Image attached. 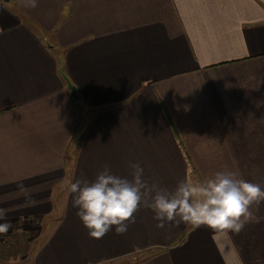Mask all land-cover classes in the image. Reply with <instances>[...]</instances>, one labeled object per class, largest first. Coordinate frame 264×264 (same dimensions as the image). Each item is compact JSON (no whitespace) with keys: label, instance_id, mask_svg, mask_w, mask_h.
I'll use <instances>...</instances> for the list:
<instances>
[{"label":"crops","instance_id":"0c3cea01","mask_svg":"<svg viewBox=\"0 0 264 264\" xmlns=\"http://www.w3.org/2000/svg\"><path fill=\"white\" fill-rule=\"evenodd\" d=\"M130 163L168 190L219 171L264 188V0H0V209L30 264H264V221L214 239L141 204L91 238L71 183Z\"/></svg>","mask_w":264,"mask_h":264},{"label":"clouds","instance_id":"9594fccd","mask_svg":"<svg viewBox=\"0 0 264 264\" xmlns=\"http://www.w3.org/2000/svg\"><path fill=\"white\" fill-rule=\"evenodd\" d=\"M36 7L37 0H28ZM131 179L111 173L105 166L96 178L76 180L68 192L76 215L88 229L89 236L101 239L115 226L117 234H124L141 204L154 213L157 227L166 224H191L212 230L213 238L239 234L249 223H260L264 217L256 213L264 202V188L260 184L239 177L236 171H219L199 182L185 178L173 190L144 179L139 163H130ZM18 192L26 206H35L33 193L22 183ZM0 234L12 227L7 211L0 209Z\"/></svg>","mask_w":264,"mask_h":264},{"label":"rangeland","instance_id":"374dc122","mask_svg":"<svg viewBox=\"0 0 264 264\" xmlns=\"http://www.w3.org/2000/svg\"><path fill=\"white\" fill-rule=\"evenodd\" d=\"M30 237L16 229L0 234V259L8 256L11 264H30L36 249L34 242L28 241Z\"/></svg>","mask_w":264,"mask_h":264},{"label":"water","instance_id":"95a60500","mask_svg":"<svg viewBox=\"0 0 264 264\" xmlns=\"http://www.w3.org/2000/svg\"><path fill=\"white\" fill-rule=\"evenodd\" d=\"M5 1H8V0H5ZM69 88H70V90H71V95H72V97L74 98V99H78V96H77V94H76V88H74L73 86H71L70 84H69Z\"/></svg>","mask_w":264,"mask_h":264},{"label":"trees","instance_id":"16d2710c","mask_svg":"<svg viewBox=\"0 0 264 264\" xmlns=\"http://www.w3.org/2000/svg\"><path fill=\"white\" fill-rule=\"evenodd\" d=\"M63 73V72H62Z\"/></svg>","mask_w":264,"mask_h":264}]
</instances>
